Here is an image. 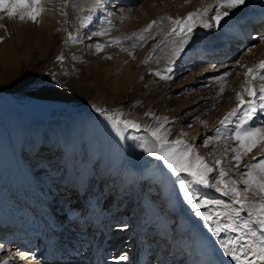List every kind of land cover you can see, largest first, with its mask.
<instances>
[{"label":"bare ground","instance_id":"6f19581e","mask_svg":"<svg viewBox=\"0 0 264 264\" xmlns=\"http://www.w3.org/2000/svg\"><path fill=\"white\" fill-rule=\"evenodd\" d=\"M136 1L131 0V4L128 5L127 0H112V4L105 10L104 7L108 0H99V2L98 0H41L40 6L43 8V11L36 19L39 24H37V30L34 35V38L38 41L39 37L42 36L41 31L43 34H48V38L44 40L45 45L40 47L41 53H44L47 48H50L54 44L59 28L62 25L64 26L63 22L66 17L63 18V12L65 11L69 19L72 20L70 22H72L74 36H79L83 32L85 33L82 35L86 39L90 34L101 35L98 36L100 37L98 39L99 41H95L96 44L93 42L90 46V52L86 56L95 59L97 64L89 68L86 66L84 75L85 78H89L93 70L102 72L104 74L102 79L105 80V88L108 87V90L106 89L108 92L104 89L95 96L90 105V109L94 113L87 118L83 114L74 111V114L69 117L67 116V120L65 116L60 115L55 117L53 121L44 122L49 119V115L51 116L54 111H71L73 110V106L63 99L40 97L30 94L19 96L30 98L29 107L35 110V114H29L36 118L34 121L17 114V112H28L0 107V238L6 241V243L0 242V264H5V262L6 264H77V262H83V264H102L105 254H108L107 248L109 246H117L120 238L116 235L124 232V229H128L127 226L123 229L116 227L109 238L111 240L110 244L113 245H107L108 241L105 236L106 232L109 231V229L107 230V225L112 223V221L118 222L119 219L123 220L122 216L125 213L127 204L119 206L121 201L119 202L118 198L119 196L123 197L129 189L131 190V200L136 197V201L132 202L129 209L132 213L131 216L134 217V221L131 229L128 231L131 233L128 234L127 240L124 241L127 243L124 249L127 252L130 251V254H128L129 258L123 261L122 264H141L142 254L146 250L145 264H197L196 261L199 259L204 260L205 264H235V261L225 254L221 247V241L237 237L240 233L222 232L219 236L215 235L211 231L209 223L200 216H197L195 210L183 198V182L187 181L192 184V189L197 193L198 199L207 201L222 200L232 205L231 197L223 195L215 187L194 183L187 174L185 178H179L177 175H173L163 161H161L163 166H160L157 170L156 166L158 161L156 162L151 153L146 151L143 146L145 140L149 143H152L154 140L149 131L145 129V127L148 128L146 124L148 116H144L146 110L155 114L153 112L154 107H157V109L160 107V110H164L167 108V103L164 104V100L163 102L156 100L155 103L148 105L146 101L147 103L141 108L138 104L137 106L139 108L137 107L133 110V116H136L138 123L140 119H143L145 123H139L141 126L139 130L132 129L128 132L123 131L122 134H118L111 122L96 112L95 108L103 106L102 101L104 98L108 102L116 104L114 94L119 99L121 96L126 95V85H129L132 78H136V82L132 87V92L128 93L130 98L141 88L145 89L144 94H147V96L153 95L154 98H158L155 95L157 90H164L160 87L164 82L158 80L157 85H159L157 88V85L154 86V84L152 85L149 82L146 83L143 79L142 73L146 67L144 68L142 63L146 59L147 61L151 59L146 52V45L135 56V54L125 52V47L121 41H117L116 37L105 36L101 34V31H104L109 24L113 23L118 24V30H125V28H129L134 23V19L138 21V26L140 27L146 22L159 19V17H167L168 19L171 17V20H176L187 16L189 12H198L199 14L192 22L194 24L193 29L208 30L207 32L215 29L214 33L216 34L217 42L210 43L198 40L196 43L184 44L183 48L185 47V50L176 59V63L184 55L189 53L188 50L190 47L188 49L186 46L191 45L193 47L196 45L198 53L194 58V64L202 62L206 54L212 55V59L208 62L207 67H203L200 73L215 67L214 70L225 73L229 66H233L236 70L241 66L242 69L239 72V76L231 79L232 91L228 92L226 90L223 95L228 101V105L234 104L236 106V103L239 102L236 95L238 92L242 93L246 100L252 99V97H249L243 92L242 86L253 87V79L246 77L245 73L248 68L256 67L260 61L264 60V45L262 47H245L247 50L242 54L239 64H236L233 58L230 57L231 55L229 54H232V51L228 52L229 45L228 49L226 46L229 41L237 38L234 46H230V49L241 48V45L245 44V40L243 41L245 39L243 37V29L249 23L256 31L264 30V0H245L244 4L230 11V15L221 22V26L219 27H216L214 21L211 20L214 11L205 12V9L215 5V0H144L143 5L139 7H136ZM174 6L176 9H173ZM176 10L178 11L176 12ZM225 10L227 9H221V11ZM17 13L20 19V12L17 11ZM93 18L94 20H92ZM32 22V20L27 18L23 21L20 19V31L23 36L29 30L27 27ZM131 22L133 23L131 24ZM208 23H211L213 26H205ZM84 29L88 31L86 32ZM162 36L158 38L162 39ZM176 36L178 37V35ZM68 40L74 42V40ZM262 42L264 43V35ZM25 43L27 44L26 40ZM89 45H86V47H89ZM97 45L102 46V50L98 51ZM212 48H215L216 51L212 52ZM74 53L77 52L74 50L73 52L70 51L69 56H73ZM106 53L108 57L110 56L109 54L112 55V65L109 64V61L108 63H106L107 61H101ZM222 56L227 57L222 61L215 62ZM246 80H250V84L245 85ZM259 84L257 83L258 87L264 85V80L263 84ZM90 85L88 84L87 88ZM47 91L50 94H58L64 97L72 93V95L75 94L73 96L76 99L79 98L78 95L81 93L80 91L70 92L63 89H52V87L47 89ZM197 96L199 98V95ZM189 101H191V98H189ZM227 107L221 113H215V121H219L222 114L227 112ZM38 112L40 119L36 116ZM182 114L179 112L176 116H181ZM150 116L152 120L149 124L152 125V122L157 121L155 117H161V114L158 113L155 116ZM222 127L227 132V127L224 125ZM165 130H168L166 139L174 141L173 139H175L178 130L176 120L165 123ZM196 133L197 127H194L187 134H193V136L189 137V139L186 138V141L192 140L189 144H191L190 146L193 149H195L193 147L194 140L196 138H198L197 140L200 139V135L197 137L195 135ZM177 147H180V145H177ZM57 148H59L60 155L65 162V175L60 181L54 184L56 187L54 185L52 186L54 188L51 190L62 189L64 182H68V180L73 182L75 189L72 191V200L67 202L69 205L68 209L70 208L69 210H72V207H70L71 204L74 206L81 199L82 203H80V206L83 204L85 188L89 181L88 178L91 177V172L95 168V162H98L99 183L94 189L97 190L98 187L99 189L91 194V198L87 200L88 208L79 219L74 217L70 218L72 212L68 215L67 212L61 213L62 211L53 210V208L56 207L57 209V206H59L60 196L53 195L50 189H47L49 188L47 186L42 189L41 185L35 181V178L31 174L32 172L27 169V166L23 162L22 152L24 149L31 153H37V156L40 157H37L38 159L35 162L42 163L44 162L42 159H44L43 157H45L46 153L53 152ZM216 148L210 150L209 159L211 158V154L216 151ZM157 158L160 159L159 157ZM217 159L220 160L221 157H213L214 162ZM152 163H154V166H152ZM208 163L210 164V162ZM216 166L220 169V165ZM55 169L56 165L50 168L51 171H55ZM109 174L112 175L110 181L108 180ZM152 178L155 181L147 185V190L150 187L152 188L145 197L144 202L145 204L146 202L149 204L145 206L142 204L143 208H140L141 205L137 201L139 197V186L143 183V180H150ZM224 178H227V176H224ZM108 181L110 182L109 184H107ZM238 186L242 185L238 183ZM112 193L118 195L114 200L111 197ZM254 199H258V197L254 196L251 201ZM24 204L28 206L25 207ZM232 206L239 207L238 205ZM108 208H113V212L115 213L113 218L107 217L106 212ZM68 209L67 211H69ZM224 210L223 205L216 206L212 204L200 209V211L207 212ZM143 213L145 216L146 213L147 215H155L154 218L157 219H154L157 222H154L155 224L152 223V228H149L147 235L143 232L148 227L144 229L142 227L144 226L145 218L149 215L144 217ZM167 215L168 217H166ZM57 216L62 217L55 219ZM246 217L247 213L242 211L236 223L240 224L241 220ZM124 224H126V221H124ZM62 226L64 227L63 230H61L63 228ZM27 228L31 229L32 232H29ZM97 228L99 235L98 239H95L93 233ZM253 228L259 231V226L253 225ZM20 232L23 234L19 236ZM150 232L152 235H148ZM77 233L81 235H77ZM83 235L85 237H82ZM33 238H37L49 246V251L47 253H41L42 251L34 249V246L28 250L32 244L29 241ZM250 238L245 237V240L242 242H246ZM84 240H87V247L81 245L83 248L77 249L79 244L77 246L75 244L72 245V243L77 242H82L83 244ZM99 241L101 243L98 245ZM143 241L144 249H140L139 260L138 258L135 259L136 248ZM68 242H71V245L67 249L66 243ZM180 244L182 245L179 246ZM156 245H164V248L170 245L168 247V250L172 254L169 255L170 262L167 261L168 263H165L163 260L159 261V259L151 254L148 255ZM78 251L83 252L84 257L80 258V254L76 256Z\"/></svg>","mask_w":264,"mask_h":264},{"label":"rangeland","instance_id":"374dc122","mask_svg":"<svg viewBox=\"0 0 264 264\" xmlns=\"http://www.w3.org/2000/svg\"><path fill=\"white\" fill-rule=\"evenodd\" d=\"M108 2L104 7L105 10L106 8L109 7L110 4H112V0H108ZM127 3L128 5H130L131 0H127ZM143 3L144 0H137L135 5L136 7L137 6L139 7L142 6ZM173 9H176L175 6L173 7ZM177 11L178 10H176V12ZM63 16H64L63 18L66 17L65 21L63 22L64 26L62 25L59 28L58 33L55 37L54 44L50 48H47L45 50L46 53L45 52L41 53L40 47L45 45L44 40L48 38L47 36L48 34L46 35L44 33L46 35L45 36L41 31L42 36L39 37L38 41L34 38V35L36 33L35 31L37 30L36 29L37 24H39L38 21L32 22L31 24L29 23L30 28L28 26L27 29H29L30 31L28 30L27 32H25L26 36L25 35L23 36V34L20 31L21 25H20V19L18 18V13L13 17H9L7 8L0 10V77H1L0 88L6 90H12L20 96L30 94L40 97L63 99L73 106V110L71 111L70 110L54 111L52 115L49 117V119H47L44 122L53 121L55 117L60 115H62L63 117L65 116V119L67 120V116L69 117L70 115L74 114L73 113L74 111L83 114V116H86L87 118L88 116H91L94 113L92 112L93 110L90 109L92 100L102 90L104 89L108 90V87L105 88V80L102 79L104 74L102 72L93 70L89 78H85L84 75V69L86 66H88L89 68L97 64V62H95V59L86 56L90 52L91 49L90 46L93 44V42L99 41L98 39L100 37L98 36L101 35L90 34L87 36L86 39L82 35L83 33H85L83 32L82 34L80 33L79 36H74V29L72 28V22H70L72 20L69 19L68 14L65 11L63 12ZM92 20H94V18ZM153 21H156V23L148 32H145L143 30L152 21L146 22L145 24L139 27L138 21L134 19L133 20L134 23L131 22V24L132 23L133 24L129 28H125V30L123 29L118 30V24L113 23V24H109V26L104 31H101V34L114 38L116 37L117 41H121L123 46L125 47L124 49L125 52H128L130 54H135V56L146 45L145 46L147 47L146 52L148 53L151 59L148 61L146 59L143 62L144 64L142 63V65H144L143 67L144 68L146 67L145 68L146 71L144 70L142 73L143 79L145 80L146 83L149 82L152 85L154 84V86L157 85L158 80L160 82L161 81L164 82V84L160 85V87L163 88L164 90L162 91L157 90L155 95H157L158 98H154L153 95L147 96V94H144L145 89L141 88L134 94V96L130 98L128 96V93L132 92V87L136 82V78L135 79L132 78L129 85L125 83L127 84L126 85L127 89L125 93L126 95H123V97L121 96V98L119 99L114 94L113 96L115 98L114 101L117 102L116 104L110 103L107 101V99L105 100L104 98V100L102 101L103 106H100V108L110 112L114 111L115 114L117 115L122 113L121 116L122 119L130 118V120L132 119L136 121V116L135 115L133 116L134 109H136L138 106H140V108L143 107L144 104L147 102L148 105L149 104L151 105V103H155L156 100L158 102L159 101L163 102L164 100L163 103L164 104L167 103L166 104L167 108H165L164 110H160V107L158 109L157 107H154L153 112H155L154 116L160 113L161 118L168 117L169 121L176 120V123H178V130L176 132V137L173 140L175 141L179 139L185 142L186 138L189 139V137L193 136V134L187 135L190 129L192 130L194 127H197V133L195 135H197V137L200 135V139L197 140L198 138H196L194 140L193 147H195V149H193L191 146L192 154H200L202 157H204L207 163L210 162V165H215V162L213 161L214 156H220L221 157L220 160L222 161V163L220 164L221 167L219 166V168H223L227 171V175H226L227 178H224V180L228 182L231 179L235 178L239 183L243 178H246L241 176V173L245 171V165L248 164L249 162H252L253 157L259 159L261 156H264V141H260L258 142L257 146L252 149L250 153L241 156V160L238 167L236 166V162L232 159L233 152L231 149L238 146V142L232 139V132L236 128V125L238 123V116L240 115V113H237L236 116H229L228 113L231 112L233 109H235L239 102L236 103V106H234V104L228 105V101L226 100V98L223 97V95L226 92V90L228 92L232 91L231 79L235 78L236 76H239V72L241 71L242 67L239 66L238 70L233 68V66L227 67L228 70L225 73H228V75H225V73L222 71L214 70L216 67L210 68L206 72L200 73V70L203 67H207L208 62L210 61V59H212V55L206 54L202 62L194 64L193 63L194 58L198 53L196 45L193 47H191V45L186 46L188 49L190 47V49L188 50L189 53L184 55L183 58H181L179 62L176 63V59L183 54L185 47L182 49V51H180L179 55H173V49L177 47L180 41V36L177 37L176 35L172 34V29L175 26L174 23L175 20L168 19L167 17H159V19H155ZM32 24H36L33 25L35 27H33ZM84 30L86 32L88 31L87 29ZM193 30L194 31L191 32L190 37L184 43L185 45H187L186 43L188 44L190 43L192 44L194 42L196 43L198 40L200 41L203 40L210 43L217 42V37L215 36L216 34L214 33L215 29H212L211 32L210 31L207 32L208 30H197V29H193ZM243 31H244L243 37L245 38L243 39V41L245 40V44H242L241 48H235L232 50L230 49V46L231 47L234 46V42L236 41L237 38H235V40L232 39L231 41H229V43L226 46V48L228 49V45H229L228 52L232 51V54L229 55H231L230 57L233 58L236 64L240 63L239 60L241 61L242 54L244 53L245 50H247L245 49V47L246 48L248 47L252 48L253 46L262 47L264 45V43L262 42L264 30L256 31L249 23L247 26L244 27ZM70 34L73 37L77 38L76 40H74V42H70L68 40ZM161 36L162 39H160ZM141 37H144V39H141ZM25 40L27 44L25 43ZM86 45H89V47H86ZM25 48L27 51L25 50ZM73 50L76 51L77 53H74L73 56L70 57L69 52L70 51L73 52ZM215 51L216 49L212 48V52ZM106 55L107 53L104 55L101 61L102 62L107 61L106 63H108L109 61V64L112 65V57H111L112 55L109 54L110 55L109 57L108 55L107 56ZM60 56H63L64 59L63 60L58 59V57ZM226 57L227 56H222L221 58H219V60H216L215 62L222 61ZM83 66L84 68H82ZM168 68H171V72L166 71V69ZM157 71H160L162 75L157 76L155 74ZM162 76H169L170 78L163 79ZM194 78L195 80L193 81ZM257 83L263 84V80H261L259 77L253 79V87L259 90V88L262 85L259 84L260 87H258ZM88 84L89 85L91 84L92 87H90L91 86L90 85L89 88H87ZM158 85L156 86L157 88ZM50 87H52V89H63V90H68L70 92L80 91L81 93L80 95H78L79 96L78 99H76L73 96L75 94L72 95V93L64 97L58 94L56 95L50 94L49 91H47V89H50ZM221 88H223L222 92H221ZM107 90L106 92H108ZM195 95L196 96L199 95V98L198 96L196 97ZM193 96H194V100H193ZM189 98H191V101H189ZM226 106H228L227 112H224L222 114V117L220 118L219 121L217 120L215 121V113L217 112L221 113L224 109H226L225 108ZM179 112L183 114L181 116H176L178 115ZM146 113L152 114L151 111L146 110L144 116H146ZM17 114L28 117V119H31L33 121L36 120V118L29 113L17 112ZM184 115L186 116L184 117ZM147 116L148 119L146 124L148 125V128L145 127L147 131L148 129L157 128L160 126L161 123H164L163 120L160 121L157 120L155 122H152V125H150L149 123H151L152 117L150 115ZM225 117H228V120L223 125L227 127L228 129L227 132L226 130L222 129L223 127L221 124V121L225 120ZM186 118H188V120H186ZM142 122H144L143 119H140L139 123ZM142 126L144 127V125ZM247 127L264 128V112H257L256 115L248 122ZM132 129L133 128L127 129L125 132L131 131ZM217 129H219V138H216ZM191 141L192 140H187L185 144L191 145L189 144ZM152 142H154V140ZM215 147H217L216 151L211 154V158L209 159L210 156L209 153L211 152L210 150ZM60 154L61 153L59 148L55 149L53 152L46 153L45 157H43L44 159H42V161H44L42 162L43 163L42 164L39 162H35L38 159L37 157H40L37 156L38 155L37 153H33V152L31 153L28 152L26 149H24L22 152V156H23L22 158H23V162L27 166V169L30 172H32L31 174L35 178V181L38 182L39 185H41L42 189L46 188L47 186L49 187L47 189H50V192L53 193V195L60 196L59 206H57V209L56 207L53 208V210L59 212L62 211L61 213L67 212L68 215L70 214V212H72V214L70 215L72 217L74 216V218L79 219V217L83 215L86 209L88 208L87 200L91 198V194L93 192L98 191L99 189V187L97 190L94 189L95 186H97V184L99 183L98 180L99 174L97 168L98 162H95V168L91 172V177L88 178L89 181L87 183V187L85 188L86 190L83 196V201H84L83 204L80 206V203H82V199H81V201L77 203L79 204L78 206H76L77 204H75L74 206L73 204H71L70 207H72V210H69L70 208L68 209L69 205L67 202L72 200V195H73L72 191L75 189V186H73V182H70L68 180L69 183L67 181L64 182L62 189L51 190L52 188L56 187V185L54 184L60 181L65 175L64 173L65 162ZM152 157L155 159L156 162L158 161L156 166V169L158 170L160 166H163L161 162L162 160L158 159L154 155H152ZM54 165H56V169L55 171H51L50 168H52ZM152 166H154V163H152ZM216 167L218 169V166ZM111 174H109V178H108L109 181L111 180L110 179L112 176ZM254 174L259 176L260 175L259 169L254 170ZM185 175L186 174L181 173L180 175H178V177L185 178ZM211 175L215 177L216 173H212ZM109 181L107 182V184L110 183ZM153 181H155L153 178L150 180L145 179L143 180V183H141L139 186V197L137 198V201L139 205H141L140 208H143L142 204H144V206L149 204L148 202H146V204L144 202H145V197L152 188V187L150 188L148 187L149 190H147V185ZM53 185L54 187H52ZM221 187H223V185H221ZM255 193H256L255 187L246 193L242 191L241 199H246L248 201H251V199L254 196H256ZM117 196L118 195L115 193L111 194L113 200ZM150 196L152 197V195ZM118 199L119 202L121 201V204H119V206H124L125 204H127V206L125 207V213L122 216L123 220L119 219L118 222L112 221V223H109L107 225V230L109 229V231L106 232L105 236L107 237L108 245H113L110 244L111 240L109 238L116 227L123 229L124 227L127 226L128 229H124L123 230L124 232H120L119 235H116L117 237L120 238L116 247L109 246L107 248V250L109 251V255L105 258L104 264H122V262L126 260H120L118 258L125 255L127 258H129L128 254H130V251L127 252L124 249V247L127 245V243H125L124 241L127 240L126 238L128 234L131 233L128 231L132 227L134 217L131 216L132 213L129 209L132 205V202L136 201V197H134L131 200V190L129 189L123 197L119 196ZM24 206L26 207L28 205L24 204ZM67 209L69 211H67ZM82 209L84 210L82 211ZM106 213L108 215L107 216L108 218H113L115 215V213L113 212V208H108ZM143 215L144 217H146L149 214L147 215L146 213L145 216V214L143 213ZM149 216L145 218L146 220L144 221L143 223L144 226L142 227L143 229L148 227V229H144L143 233L144 234L146 233L145 235H147L149 228H152V225L157 222L156 221L157 219L154 218L155 215H149ZM61 217L62 216H57L55 217V219L56 218L60 219ZM166 217H168V215ZM124 221H126V224H124ZM150 225L151 227H149ZM63 229L64 227L61 228V230ZM98 231L99 230L97 228V230L95 229L93 233L95 239H98V235H99ZM149 234L152 235L151 232L148 233V235ZM36 240L38 239L33 238L30 241L28 239V241L32 243L31 246H29L30 248H28V250L32 249V247L34 246V241ZM0 242L6 243V241L2 240L1 238H0ZM164 245L156 246L152 251H150V253H148V255L151 254L155 258L159 259V261L163 260L165 263L170 262L171 260L169 255H172L171 252L168 250L169 249L168 247L170 245H168L167 248H164ZM181 245L182 244H180L179 246ZM79 246H77V249H79ZM138 246H140L141 249L143 250L144 241L141 242V244H139ZM112 248L114 249L112 250ZM123 253H127V254H123ZM135 253L136 254L134 255V258L136 259L140 256L139 250H136ZM144 253L145 254H143L142 256L141 264H145L144 259H146L145 256L147 250ZM106 255L107 254H105V256ZM64 264H68V263H64Z\"/></svg>","mask_w":264,"mask_h":264},{"label":"snow or ice","instance_id":"6c2138e0","mask_svg":"<svg viewBox=\"0 0 264 264\" xmlns=\"http://www.w3.org/2000/svg\"><path fill=\"white\" fill-rule=\"evenodd\" d=\"M99 2V0H98ZM245 0H215V5L205 9V12L214 11L211 20L214 21L216 27L221 26V22L230 15V11L237 9L244 4ZM41 0H0V10L7 8L8 16L13 17L20 12V19L25 18L36 21L37 17L42 13L43 8L40 6ZM221 9H227L221 11ZM198 12H189L187 16L175 20V26L172 29V34L180 36V41L173 55H179L182 51L184 43L190 37L193 31L194 24L192 23L197 17ZM169 19H172L169 17ZM156 21L150 22L143 31L148 32ZM205 26H213L211 23ZM69 39L76 40V37L69 35ZM144 39V37H141ZM97 50H102V46L97 45ZM251 51V50H249ZM58 59L63 60L60 56ZM171 72V68L166 69ZM161 76V72L155 73ZM228 75V73H225ZM246 77L256 79L259 77L264 80V60L260 61L256 67L248 68L245 73ZM163 79H169V76H162ZM250 84V80L245 81V85ZM243 92L252 99H245L244 95L238 92L237 98L239 103L233 109L229 116H238V123L232 132V139L238 142V146L231 149L233 152L232 159L239 166L241 156L250 153L258 142L264 141V128L247 127L248 122L256 115L257 112H264V85L259 90L250 86H242ZM223 88H221V92ZM95 107V106H93ZM96 112L100 113L109 120L118 134H122L127 129H140V124L134 120L122 119V113L115 114L114 111H106L102 108H95ZM146 115H154L146 113ZM158 121L163 120L159 127L148 129L154 142L149 143L145 140L144 147L152 155L159 157L173 175L187 174L196 184L215 187L217 191H221L225 196H231L233 207L222 200L207 201L197 198V193L192 189V184L183 182V198L195 210V214L209 223L211 231L219 236L222 232L240 233L237 237H232L221 241V247L226 255H228L235 264H264V156L259 159L253 157L252 162L245 165V171L241 173L243 178L238 186L235 178L226 182L223 177L227 175V171L223 168L217 169L216 165L222 163L217 159L215 165H210L205 162L204 157L199 154H192L191 146L186 145L182 140L169 141L166 139L167 131L165 123L170 122L168 117H155ZM228 120L221 121L223 125ZM219 138V129H217V137ZM180 145V147H177ZM259 169L260 175L254 174V170ZM216 173L215 177L211 174ZM223 185V187H221ZM255 187L256 196L258 199L248 201L241 199V192H248ZM209 204L224 206V211H200L201 208L207 207ZM242 211L247 212V217L241 220L240 224L236 220L240 218ZM253 225L259 226V231L253 228ZM245 237H251L246 242ZM118 259L126 260V256H121ZM6 264V262H5Z\"/></svg>","mask_w":264,"mask_h":264},{"label":"water","instance_id":"95a60500","mask_svg":"<svg viewBox=\"0 0 264 264\" xmlns=\"http://www.w3.org/2000/svg\"><path fill=\"white\" fill-rule=\"evenodd\" d=\"M29 104H30V98L20 97L15 92L0 88V107H8L15 110L35 114V110L31 109L29 107ZM36 116L38 119H40L39 112L36 114Z\"/></svg>","mask_w":264,"mask_h":264}]
</instances>
